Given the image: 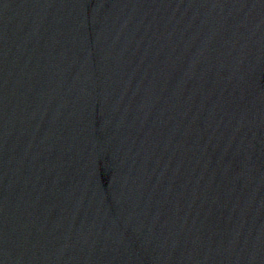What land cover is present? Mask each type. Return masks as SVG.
Segmentation results:
<instances>
[{
	"label": "water",
	"instance_id": "95a60500",
	"mask_svg": "<svg viewBox=\"0 0 264 264\" xmlns=\"http://www.w3.org/2000/svg\"><path fill=\"white\" fill-rule=\"evenodd\" d=\"M0 264H264V0H0Z\"/></svg>",
	"mask_w": 264,
	"mask_h": 264
}]
</instances>
